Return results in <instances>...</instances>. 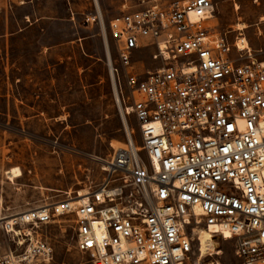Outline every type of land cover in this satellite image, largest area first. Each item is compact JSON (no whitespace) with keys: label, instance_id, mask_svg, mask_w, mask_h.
I'll return each mask as SVG.
<instances>
[{"label":"built area","instance_id":"obj_1","mask_svg":"<svg viewBox=\"0 0 264 264\" xmlns=\"http://www.w3.org/2000/svg\"><path fill=\"white\" fill-rule=\"evenodd\" d=\"M215 10L212 0H156L110 19L126 140L83 197L69 191L1 219L0 264L50 262L37 229L71 213L93 264H221L202 255L201 229L232 240L237 264H264V60L211 31ZM145 39L162 65L140 73Z\"/></svg>","mask_w":264,"mask_h":264},{"label":"rangeland","instance_id":"obj_2","mask_svg":"<svg viewBox=\"0 0 264 264\" xmlns=\"http://www.w3.org/2000/svg\"><path fill=\"white\" fill-rule=\"evenodd\" d=\"M154 1L0 0V217L62 200L69 191L85 192L103 180V159L127 136L108 66L116 41L107 23ZM212 1L211 31L227 34L231 43L246 37L255 57L263 58L264 0ZM98 13L102 23L86 21ZM149 42L135 55L140 73L162 65L152 58ZM128 124L137 128L134 115ZM16 166L22 175L12 180L7 171ZM75 226L74 213L42 224L37 230L54 257L35 264H93L76 246ZM217 242L220 263L237 264L234 242Z\"/></svg>","mask_w":264,"mask_h":264},{"label":"bare ground","instance_id":"obj_3","mask_svg":"<svg viewBox=\"0 0 264 264\" xmlns=\"http://www.w3.org/2000/svg\"><path fill=\"white\" fill-rule=\"evenodd\" d=\"M246 25L244 23L240 24L239 29H243ZM239 47L241 49L249 47V43L246 37H243L239 42ZM8 177L12 180H14L15 177H18L22 175V171L19 167H13L7 171ZM87 194V191L83 192L80 191V195L83 197L84 195ZM20 212L14 213L10 216H3L0 217V220L3 218H6L8 221L13 222V216L16 214H19ZM15 229V228H14ZM199 240H200V245H201V250H202V255H215V254H220L222 251L218 247V242L215 238H212L211 235L206 232L205 230H201V233L199 235Z\"/></svg>","mask_w":264,"mask_h":264},{"label":"crops","instance_id":"obj_4","mask_svg":"<svg viewBox=\"0 0 264 264\" xmlns=\"http://www.w3.org/2000/svg\"><path fill=\"white\" fill-rule=\"evenodd\" d=\"M156 1V0H155ZM158 1H164V0H158ZM86 13V12H85ZM111 19V18H110ZM110 19H109V21H110ZM109 21H108V23H109ZM108 23H107V26H108ZM248 40V39H247ZM248 43H249V41H248ZM256 43V42H255ZM256 46H258V44L256 43L255 44ZM249 47H250V45H249ZM256 51L257 52H263L262 50H259V49H256ZM254 55H256V54H254ZM260 55H262V57L263 58H261V59H259V60H264V52L263 53H261Z\"/></svg>","mask_w":264,"mask_h":264}]
</instances>
